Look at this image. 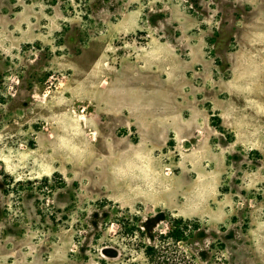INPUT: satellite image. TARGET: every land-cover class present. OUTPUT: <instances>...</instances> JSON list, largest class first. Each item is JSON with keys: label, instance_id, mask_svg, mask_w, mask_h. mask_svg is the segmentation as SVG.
Returning <instances> with one entry per match:
<instances>
[{"label": "rangeland", "instance_id": "374dc122", "mask_svg": "<svg viewBox=\"0 0 264 264\" xmlns=\"http://www.w3.org/2000/svg\"><path fill=\"white\" fill-rule=\"evenodd\" d=\"M0 264H264V0H0Z\"/></svg>", "mask_w": 264, "mask_h": 264}, {"label": "flooded vegetation", "instance_id": "af4514ba", "mask_svg": "<svg viewBox=\"0 0 264 264\" xmlns=\"http://www.w3.org/2000/svg\"><path fill=\"white\" fill-rule=\"evenodd\" d=\"M201 245V247H203L204 245L203 244H200Z\"/></svg>", "mask_w": 264, "mask_h": 264}]
</instances>
